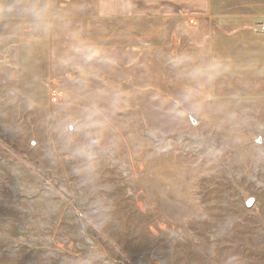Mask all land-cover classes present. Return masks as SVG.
<instances>
[{
  "label": "rangeland",
  "instance_id": "1",
  "mask_svg": "<svg viewBox=\"0 0 264 264\" xmlns=\"http://www.w3.org/2000/svg\"><path fill=\"white\" fill-rule=\"evenodd\" d=\"M2 24L0 264H264V98L210 97L211 23L121 47L54 20L43 102Z\"/></svg>",
  "mask_w": 264,
  "mask_h": 264
},
{
  "label": "crops",
  "instance_id": "2",
  "mask_svg": "<svg viewBox=\"0 0 264 264\" xmlns=\"http://www.w3.org/2000/svg\"><path fill=\"white\" fill-rule=\"evenodd\" d=\"M0 5L10 13L0 23L5 43L17 54L16 86L33 102H43L49 89L50 26L57 19L85 22L90 44L121 47L162 44L169 25L187 17L209 22L210 97L264 98V0H3Z\"/></svg>",
  "mask_w": 264,
  "mask_h": 264
},
{
  "label": "built area",
  "instance_id": "3",
  "mask_svg": "<svg viewBox=\"0 0 264 264\" xmlns=\"http://www.w3.org/2000/svg\"><path fill=\"white\" fill-rule=\"evenodd\" d=\"M60 97V92L57 90H50V99L53 103H56ZM170 146V143H169Z\"/></svg>",
  "mask_w": 264,
  "mask_h": 264
},
{
  "label": "water",
  "instance_id": "4",
  "mask_svg": "<svg viewBox=\"0 0 264 264\" xmlns=\"http://www.w3.org/2000/svg\"><path fill=\"white\" fill-rule=\"evenodd\" d=\"M192 123H195V121H194L193 119H192ZM259 142H260V140L258 139V140H257V143H259Z\"/></svg>",
  "mask_w": 264,
  "mask_h": 264
},
{
  "label": "trees",
  "instance_id": "5",
  "mask_svg": "<svg viewBox=\"0 0 264 264\" xmlns=\"http://www.w3.org/2000/svg\"><path fill=\"white\" fill-rule=\"evenodd\" d=\"M191 30H195V29H191ZM207 35H208V34H207ZM207 39H208V36H207ZM207 39H206V40H207Z\"/></svg>",
  "mask_w": 264,
  "mask_h": 264
}]
</instances>
